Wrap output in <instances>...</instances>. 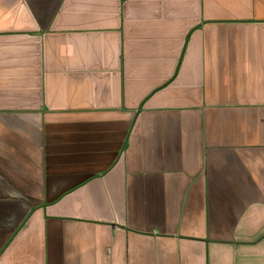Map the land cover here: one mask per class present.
Returning a JSON list of instances; mask_svg holds the SVG:
<instances>
[{"label": "crops", "instance_id": "obj_1", "mask_svg": "<svg viewBox=\"0 0 264 264\" xmlns=\"http://www.w3.org/2000/svg\"><path fill=\"white\" fill-rule=\"evenodd\" d=\"M0 264H264V0H0Z\"/></svg>", "mask_w": 264, "mask_h": 264}]
</instances>
